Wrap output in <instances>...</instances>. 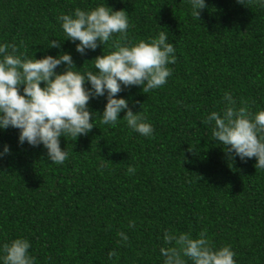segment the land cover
I'll list each match as a JSON object with an SVG mask.
<instances>
[{"label": "trees", "instance_id": "trees-1", "mask_svg": "<svg viewBox=\"0 0 264 264\" xmlns=\"http://www.w3.org/2000/svg\"><path fill=\"white\" fill-rule=\"evenodd\" d=\"M205 4L199 19L190 0H0V45H15L22 59L68 53L74 71H97L93 59L114 50L120 34L81 55L58 17L99 5L127 12L126 43L164 31L176 57L162 87L121 85L117 94L152 125L151 136L127 126V110L115 126L101 123L107 93L89 102L91 132L61 136V165L43 144L20 145L18 129H0V153L10 148L0 157V264L17 238L29 240L34 264H164L166 232H203L214 250L230 246L236 264H264V169L255 157L232 159L212 135L214 121L205 123L213 111L222 115L225 93L253 114L264 110V6ZM55 39L61 47L48 48Z\"/></svg>", "mask_w": 264, "mask_h": 264}, {"label": "clouds", "instance_id": "clouds-1", "mask_svg": "<svg viewBox=\"0 0 264 264\" xmlns=\"http://www.w3.org/2000/svg\"><path fill=\"white\" fill-rule=\"evenodd\" d=\"M260 2L264 6V0ZM190 3L193 17L200 19L201 10L206 7L205 0H190ZM238 3L249 6L252 0H238ZM58 20L67 39L73 43L79 41L76 51L81 55H85L86 50L94 51L100 45L108 44L113 34L119 33L120 37L112 41L114 50L93 59L97 71L86 74L73 70L77 68L68 53L22 59L16 55L15 45H0V56L3 57L0 59V129H18L20 145L25 142L33 147L43 144L48 158L61 165L68 158L67 151L61 148V136L78 139L91 132L95 126L89 102L107 93L101 123L115 126L120 113L127 110L123 117L127 126L143 136H151L152 125L134 113L126 99L117 98V94L122 91L121 85L125 88L142 86L143 93H149L167 82L172 74L168 65L176 62L175 47L168 42L167 34L161 31L150 42L126 43L127 12L123 9L114 11L103 5L90 11L76 8L74 14H62ZM53 47L60 48V41L51 40L48 48ZM62 64L66 65L65 70L57 72ZM86 83L91 87H85ZM223 99L226 103L222 115L213 111L205 121H214L212 135L215 141L226 148L232 159L238 156L246 162L255 157L258 160L255 168L264 169V110L253 114L246 100L242 99L237 106L229 93H225ZM9 152V146L5 145L0 157ZM134 172L135 168L129 166L128 173ZM130 227H134V222ZM118 235L124 241L128 240L124 232ZM164 245L160 249L164 264H187L185 257L193 264H236L230 246L214 250L203 232L199 238H192L188 233L177 236L166 232ZM30 246L26 238L5 244L4 264H34L35 258L28 251ZM108 255L111 259L116 253L111 251Z\"/></svg>", "mask_w": 264, "mask_h": 264}]
</instances>
